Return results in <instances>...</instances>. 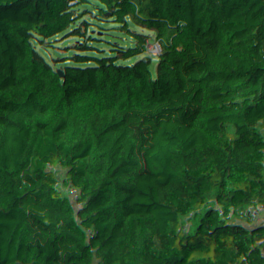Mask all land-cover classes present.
<instances>
[{
  "label": "trees",
  "instance_id": "1",
  "mask_svg": "<svg viewBox=\"0 0 264 264\" xmlns=\"http://www.w3.org/2000/svg\"><path fill=\"white\" fill-rule=\"evenodd\" d=\"M257 1L0 0V171H36L48 134L85 173L0 193V264H264V80L168 65L220 24L243 45ZM250 42L264 59V15ZM82 157L111 175L105 207L68 194L102 171Z\"/></svg>",
  "mask_w": 264,
  "mask_h": 264
},
{
  "label": "built area",
  "instance_id": "2",
  "mask_svg": "<svg viewBox=\"0 0 264 264\" xmlns=\"http://www.w3.org/2000/svg\"><path fill=\"white\" fill-rule=\"evenodd\" d=\"M263 15L264 0H258L252 9L241 10L235 15L244 34V44L241 46L225 45L216 37L215 32L207 33L206 56L185 49L173 39L172 51L175 59L168 62L169 67L175 70L182 80L189 74L205 75L209 72L219 74L229 86L242 84L252 78L264 80V59L256 53L250 42L253 25ZM104 107L103 114L108 112L107 106ZM97 183L107 188L111 183L109 171L98 175ZM221 258H224L222 252L218 256V259Z\"/></svg>",
  "mask_w": 264,
  "mask_h": 264
},
{
  "label": "rangeland",
  "instance_id": "3",
  "mask_svg": "<svg viewBox=\"0 0 264 264\" xmlns=\"http://www.w3.org/2000/svg\"><path fill=\"white\" fill-rule=\"evenodd\" d=\"M32 145H37L36 149L32 153V156L36 153L41 152L40 161L38 160V168L35 171L34 169H17V166H12L6 170L0 171V193L5 197H10L11 200L16 196H26L25 192L18 193L17 190L20 188H25L27 185L39 186L43 188H67L70 186L71 178L79 180L84 178L85 173L81 172L80 167L71 160V155L67 154L63 150L51 147V136L48 134H42L36 137H33L31 140ZM84 158V159H83ZM84 161L90 164H94L101 167V173L107 170L106 166L92 158L82 157ZM45 169V170H44ZM43 176L47 181L45 182H28L26 179L31 176ZM101 187L97 182L95 185L81 189L78 191L71 190L69 195L81 196L87 191ZM103 188V193L100 197L103 207L106 206V196L107 188ZM10 193L9 195L7 194ZM30 197V196H27ZM33 197H37L33 195Z\"/></svg>",
  "mask_w": 264,
  "mask_h": 264
},
{
  "label": "crops",
  "instance_id": "4",
  "mask_svg": "<svg viewBox=\"0 0 264 264\" xmlns=\"http://www.w3.org/2000/svg\"><path fill=\"white\" fill-rule=\"evenodd\" d=\"M216 37L225 45H234L236 42L232 40L227 33L226 26L224 24H220V27L215 32ZM204 41H206V38L204 37Z\"/></svg>",
  "mask_w": 264,
  "mask_h": 264
},
{
  "label": "water",
  "instance_id": "5",
  "mask_svg": "<svg viewBox=\"0 0 264 264\" xmlns=\"http://www.w3.org/2000/svg\"><path fill=\"white\" fill-rule=\"evenodd\" d=\"M10 204H11L12 206H14L12 201L10 202Z\"/></svg>",
  "mask_w": 264,
  "mask_h": 264
}]
</instances>
